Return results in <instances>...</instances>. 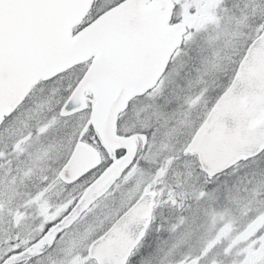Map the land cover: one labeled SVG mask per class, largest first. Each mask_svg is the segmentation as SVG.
Returning <instances> with one entry per match:
<instances>
[{
    "label": "snow or ice",
    "instance_id": "snow-or-ice-1",
    "mask_svg": "<svg viewBox=\"0 0 264 264\" xmlns=\"http://www.w3.org/2000/svg\"><path fill=\"white\" fill-rule=\"evenodd\" d=\"M0 264H264V0H0Z\"/></svg>",
    "mask_w": 264,
    "mask_h": 264
}]
</instances>
